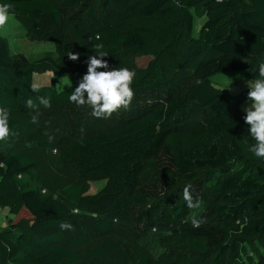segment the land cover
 <instances>
[{"label": "trees", "instance_id": "16d2710c", "mask_svg": "<svg viewBox=\"0 0 264 264\" xmlns=\"http://www.w3.org/2000/svg\"><path fill=\"white\" fill-rule=\"evenodd\" d=\"M0 3L12 5L30 39L56 49L36 57L13 51L0 28V106L10 110L13 130L0 142V205L17 215L0 226V264H264V159L250 150L255 141L239 106L247 90L233 94L211 80L225 70L258 76L264 0ZM95 43H103L110 67L136 72L130 108L99 119L90 106L55 113L87 72ZM70 51L80 59L70 60ZM135 53L150 56L146 65L125 61ZM49 68L50 82L35 83L34 72ZM58 75L72 80L61 87ZM41 96L51 107L40 105ZM29 98L78 131L51 143L27 118L36 112ZM27 132L36 135L30 148L47 150L55 168L105 184L90 193L82 182L65 183L60 196L43 192L38 158L23 147ZM187 185L202 201L199 228L183 199ZM155 245L163 248L158 255ZM80 246H88L86 260Z\"/></svg>", "mask_w": 264, "mask_h": 264}, {"label": "clouds", "instance_id": "9594fccd", "mask_svg": "<svg viewBox=\"0 0 264 264\" xmlns=\"http://www.w3.org/2000/svg\"><path fill=\"white\" fill-rule=\"evenodd\" d=\"M12 5L0 3V28L9 21ZM95 39L99 41L100 35ZM94 54L86 60L87 72L83 75L77 87L69 95V100L77 106H90L91 115L96 118H110L114 113L130 108L135 91L132 87L136 72L127 67L112 68L104 58L109 54L104 51L103 43H95L92 46ZM72 61H78L80 54L70 51L67 54ZM249 91L247 100L249 103L244 107L245 123L249 126V132L255 143L251 146V152L258 158L264 159V60L258 63V76L247 82ZM32 90L39 92L37 84L31 85ZM40 105L45 108L51 107V98L38 97ZM26 107L39 112L38 106L29 98ZM32 122H37V115H33ZM13 134L10 124V110L0 106V142L7 141ZM192 186L187 185L183 189V199L189 209H199L201 199L194 197ZM191 224L199 228L205 222L195 212L191 216Z\"/></svg>", "mask_w": 264, "mask_h": 264}, {"label": "rangeland", "instance_id": "374dc122", "mask_svg": "<svg viewBox=\"0 0 264 264\" xmlns=\"http://www.w3.org/2000/svg\"><path fill=\"white\" fill-rule=\"evenodd\" d=\"M206 16L196 17L195 19V33L198 30ZM3 34L8 36L11 48L13 51H21L29 55L30 57H36L45 53L46 51H55V43L50 40H32L26 35V29L22 23L15 17L11 12L8 23L1 28ZM150 56L142 53L129 54L125 57V61L128 62L132 67L138 68L146 65L149 61ZM54 75L52 69L36 70L34 72V81L37 84H46L50 82V79ZM58 84L61 87L67 86L72 78L68 75H58ZM82 79V78H81ZM255 79L251 76L249 69H237V70H225L219 71L211 76L212 82L220 87L227 88L233 94H238L244 90L249 91L247 82ZM249 101L246 97L240 102L239 106L241 109L247 106ZM77 105L68 101L64 105L58 107V111H54L59 114L61 108H71ZM87 106V105H85ZM84 107V106H78ZM64 112L62 111V115ZM33 115H37V126H43L46 129V137L51 143L58 141L62 136L77 132L78 130L73 126V124L66 119V117H54L50 115L48 110H39L35 113H30L27 118L32 119ZM96 123L95 121H89L86 127H90V124ZM50 136V137H49ZM24 149L27 152L32 153V155L38 158V164L35 167V171L38 174V182L45 193H54L56 196H60L59 188L65 183L70 182H82L84 184L85 193L95 192L100 189L106 182V178L100 179H82L77 177L71 167L66 166L62 169L55 168L49 159L47 150L43 148L36 147L34 149L30 148V145L36 142V135L28 133L23 137ZM198 209H195L196 213ZM17 215L11 213L8 206L0 205V226L6 225L9 218H16ZM87 249L88 246H80L77 248L84 260L87 259ZM161 246L155 245L151 247V250L158 255L161 250ZM68 264V263H67Z\"/></svg>", "mask_w": 264, "mask_h": 264}]
</instances>
